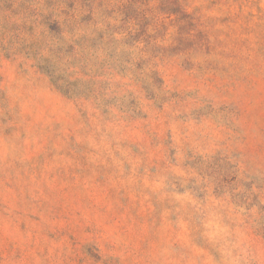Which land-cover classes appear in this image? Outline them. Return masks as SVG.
Listing matches in <instances>:
<instances>
[{
    "label": "rangeland",
    "instance_id": "obj_1",
    "mask_svg": "<svg viewBox=\"0 0 264 264\" xmlns=\"http://www.w3.org/2000/svg\"><path fill=\"white\" fill-rule=\"evenodd\" d=\"M0 264H264V0H0Z\"/></svg>",
    "mask_w": 264,
    "mask_h": 264
},
{
    "label": "trees",
    "instance_id": "obj_2",
    "mask_svg": "<svg viewBox=\"0 0 264 264\" xmlns=\"http://www.w3.org/2000/svg\"><path fill=\"white\" fill-rule=\"evenodd\" d=\"M7 16V17H6ZM6 16H4V17H6L4 20H8L9 19V16L8 15H6Z\"/></svg>",
    "mask_w": 264,
    "mask_h": 264
}]
</instances>
